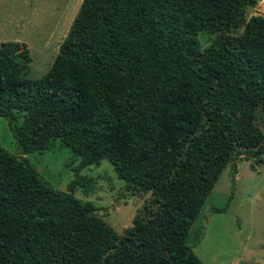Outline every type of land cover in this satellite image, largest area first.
Here are the masks:
<instances>
[{
    "label": "trees",
    "instance_id": "1",
    "mask_svg": "<svg viewBox=\"0 0 264 264\" xmlns=\"http://www.w3.org/2000/svg\"><path fill=\"white\" fill-rule=\"evenodd\" d=\"M253 3L81 0L35 79L26 45L0 42V116L20 155L58 139L80 158L63 192L0 146V264H203L191 223L228 162L264 153V17L243 15ZM202 31L214 36L200 49ZM102 159L124 190L149 192L120 233L73 195L79 170Z\"/></svg>",
    "mask_w": 264,
    "mask_h": 264
},
{
    "label": "rangeland",
    "instance_id": "2",
    "mask_svg": "<svg viewBox=\"0 0 264 264\" xmlns=\"http://www.w3.org/2000/svg\"><path fill=\"white\" fill-rule=\"evenodd\" d=\"M80 2L0 0V42L12 40L26 45L31 61L25 77L35 79L47 71ZM243 15L244 20L251 15L264 17V0L245 6ZM241 29L239 26L230 33L237 35ZM213 36L208 31L198 33L200 49ZM255 125L264 132L258 114ZM0 146L25 158L50 188L70 191L67 189L80 158L58 139L46 150L20 155L7 120L0 116ZM259 156L261 162H256V157L237 160L234 167L228 162L191 223L186 242L192 244L193 233L199 228L192 251L203 264H264V153ZM78 175L83 185H74L73 195L98 207L97 214L116 233L130 225L135 210L149 197V192L124 190V182L106 159L83 167ZM215 208L224 210L217 212Z\"/></svg>",
    "mask_w": 264,
    "mask_h": 264
},
{
    "label": "water",
    "instance_id": "3",
    "mask_svg": "<svg viewBox=\"0 0 264 264\" xmlns=\"http://www.w3.org/2000/svg\"><path fill=\"white\" fill-rule=\"evenodd\" d=\"M256 1H259V0H254V2H256Z\"/></svg>",
    "mask_w": 264,
    "mask_h": 264
}]
</instances>
